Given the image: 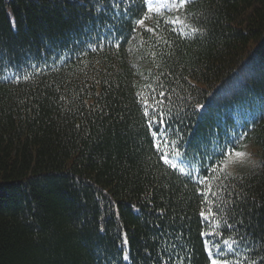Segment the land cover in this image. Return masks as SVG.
<instances>
[{
    "label": "trees",
    "instance_id": "obj_1",
    "mask_svg": "<svg viewBox=\"0 0 264 264\" xmlns=\"http://www.w3.org/2000/svg\"><path fill=\"white\" fill-rule=\"evenodd\" d=\"M117 2L0 0V264H160L164 229L183 233L185 264H210L197 189L207 175L218 190L201 161L225 142L259 149L220 195L243 188L264 236V0H189L144 25L139 0ZM138 93L182 120L191 176L159 159ZM236 247L232 264H261L264 250Z\"/></svg>",
    "mask_w": 264,
    "mask_h": 264
},
{
    "label": "snow or ice",
    "instance_id": "obj_2",
    "mask_svg": "<svg viewBox=\"0 0 264 264\" xmlns=\"http://www.w3.org/2000/svg\"><path fill=\"white\" fill-rule=\"evenodd\" d=\"M137 2L138 0H124V3L129 7ZM188 2L189 0H139L140 4L146 6L147 13L135 22L137 25H144L148 13H160L162 9L169 7L183 8ZM112 3L114 7H119L117 0H112ZM97 11H102V9L98 8ZM125 15H129L128 8H125ZM164 22L173 25L183 23L179 17L166 19ZM146 31L154 32L155 30L146 28ZM197 31V28H192V33ZM116 47H119V43L116 44ZM23 78L27 80L30 77L25 75ZM145 87L153 92L155 91L150 84ZM138 95L143 97V116L151 137L152 147L160 154L159 159L170 168L178 170L181 174L191 176L193 171L192 163L196 156H193L191 160L188 159V154L183 147L187 143L184 141L183 133L180 132L178 126L174 127L173 123L170 122L180 120L182 123V120L179 116L173 117L171 112L157 111L158 108L163 106L164 101L162 99H156L155 96H152L151 100H149L143 93H138ZM158 95L163 98L165 97V92L160 91ZM195 107L202 108L203 106L196 105ZM165 117H168V119ZM246 147L247 145L241 144L237 146L234 142H225L217 145L210 154L205 150L204 155L206 158L213 161L211 165H204L201 161V168L206 172L210 171L213 173L211 180L219 182L218 190L213 191V185L209 181V177L203 175L198 183L205 187L197 189L198 194L203 197L199 216L205 221H209L211 228V231L201 232L200 235L217 238L204 241V249L210 264H232V261L227 257L239 254L237 245H242L247 251H253L255 248L264 250V236L255 237L252 232L248 231L252 226V221L247 219L246 223L244 211L239 207L240 204L247 202V193L244 192L243 188L237 191L236 185L231 184L232 190L227 192V197L220 195V193L229 189L231 180L240 179L229 169L248 165L250 153L245 150ZM209 194H211L213 199H209ZM233 194L235 199H233ZM155 211L159 212L161 216L165 215L163 209H155ZM156 227L159 228V225H156ZM221 228L232 235L229 238H223ZM152 239L158 241L157 257L155 259L159 260L160 264H169V262L171 264H185V260L190 259L191 252L188 250L187 242L182 232H169L164 229L160 231L158 236L154 235ZM122 243L127 245V239H123ZM145 251L147 252L148 250L145 249ZM180 251L185 252V256L176 259L173 254L178 255ZM123 259L128 260L129 256L125 254ZM250 264H256V261L251 260ZM261 264H264V257H261Z\"/></svg>",
    "mask_w": 264,
    "mask_h": 264
},
{
    "label": "rangeland",
    "instance_id": "obj_3",
    "mask_svg": "<svg viewBox=\"0 0 264 264\" xmlns=\"http://www.w3.org/2000/svg\"><path fill=\"white\" fill-rule=\"evenodd\" d=\"M248 153H250V160L248 165L244 166V167H231L229 169V171L234 172L235 174H241L244 173L246 171H249L253 168H256L258 165V161L260 159V153H259V149L255 148L252 145H249L248 147H246L245 149Z\"/></svg>",
    "mask_w": 264,
    "mask_h": 264
}]
</instances>
